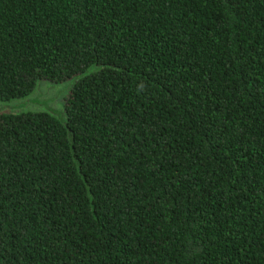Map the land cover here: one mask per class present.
Masks as SVG:
<instances>
[{"label":"trees","instance_id":"16d2710c","mask_svg":"<svg viewBox=\"0 0 264 264\" xmlns=\"http://www.w3.org/2000/svg\"><path fill=\"white\" fill-rule=\"evenodd\" d=\"M89 68L0 113V264H264V0H0V100Z\"/></svg>","mask_w":264,"mask_h":264},{"label":"water","instance_id":"95a60500","mask_svg":"<svg viewBox=\"0 0 264 264\" xmlns=\"http://www.w3.org/2000/svg\"><path fill=\"white\" fill-rule=\"evenodd\" d=\"M91 71V68L88 70L77 74L73 77L68 78L66 81L62 82H51L47 83L41 82V79H38L36 83V92L32 95L27 96L23 99H18L16 101L1 102L0 103V113L1 112H10L14 110H22L31 106L33 109L47 111L50 114L56 116L61 122L66 125V109L64 105V96L63 93L71 88L73 83L80 76ZM68 137L70 140L71 148L73 151V134L72 131L68 129Z\"/></svg>","mask_w":264,"mask_h":264},{"label":"rangeland","instance_id":"374dc122","mask_svg":"<svg viewBox=\"0 0 264 264\" xmlns=\"http://www.w3.org/2000/svg\"><path fill=\"white\" fill-rule=\"evenodd\" d=\"M67 79H65V80H63L62 82H64V81H66ZM41 82L42 83H44V82H47V83H51V81H48V80H45V79H41ZM69 90H67V91H65L64 93H63V96H65L66 94H67V92H68ZM36 92V88H34V90L30 93V94H28L27 96H29V95H32V94H34ZM27 96H25V97H23V98H26ZM23 98H19V99H23ZM16 100H18V99H14V100H8V101H6V102H9V101H16ZM1 102H4V100H0V103ZM24 109H33L31 106H29V107H27V108H24ZM24 109H22V110H24ZM34 110H38V109H34Z\"/></svg>","mask_w":264,"mask_h":264}]
</instances>
